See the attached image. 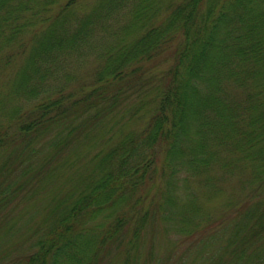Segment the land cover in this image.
I'll use <instances>...</instances> for the list:
<instances>
[{
	"label": "trees",
	"instance_id": "obj_1",
	"mask_svg": "<svg viewBox=\"0 0 264 264\" xmlns=\"http://www.w3.org/2000/svg\"><path fill=\"white\" fill-rule=\"evenodd\" d=\"M2 88L0 264H264V0H0Z\"/></svg>",
	"mask_w": 264,
	"mask_h": 264
},
{
	"label": "rangeland",
	"instance_id": "obj_2",
	"mask_svg": "<svg viewBox=\"0 0 264 264\" xmlns=\"http://www.w3.org/2000/svg\"><path fill=\"white\" fill-rule=\"evenodd\" d=\"M167 51V52H166ZM173 53L171 49H166L164 52L161 53L159 56V61H161V66L164 67L166 64L170 63L172 61ZM82 70V69H81ZM80 70V72H81ZM82 73V72H81ZM5 88H2L0 90V95L2 94L3 90ZM10 103L6 102L5 106H9ZM3 112H0V117L2 116ZM218 174V173H217ZM239 178L237 176H230V177H224L220 178L218 183L215 185L216 188L214 189H208L199 185H193V187H196L197 189V199L199 205L203 206H211L209 209L214 212V214L219 217L221 215V201L222 199L226 198L228 195L232 194L234 196L240 194L241 189L240 188V183H239ZM196 184V183H195ZM15 204V201H12L9 203V206ZM21 206L18 205L17 207L13 208V213H16L18 209H20ZM22 226V225H21ZM26 233L24 231L20 232V236H24ZM24 238V237H21ZM191 237L184 239L182 244L178 246L179 249L184 248L189 242ZM5 239V240H4ZM2 240L3 242V250L9 249V247H13V249L9 250V255L11 257H17L18 254L21 252H25L27 247H26V240L24 242H17L20 241V238L18 235H14L10 241L7 240L6 238L3 237ZM1 252V250H0Z\"/></svg>",
	"mask_w": 264,
	"mask_h": 264
}]
</instances>
